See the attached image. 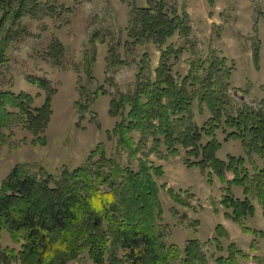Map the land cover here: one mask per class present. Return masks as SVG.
<instances>
[{
    "label": "rangeland",
    "instance_id": "obj_1",
    "mask_svg": "<svg viewBox=\"0 0 264 264\" xmlns=\"http://www.w3.org/2000/svg\"><path fill=\"white\" fill-rule=\"evenodd\" d=\"M38 3L52 12L36 19L24 17L16 33L1 45L0 93L22 94L31 102L23 110L10 105L5 108L8 117L0 128V186L16 167L38 178L51 175L59 179L65 171L96 163L99 155L95 156V151L104 150L108 160L133 172H138L136 159L147 160L163 173L155 182L160 188L163 216L159 226L165 246L183 250L195 241L213 262L216 257L225 256L228 246L233 244L249 257L244 264H264V237L242 231L240 225L227 217L231 210L222 205L228 194L238 201L247 200L254 215L244 220V225L264 234V204L260 200L263 188L258 176L264 170V161L241 141H227V135L234 131H226L223 125L225 118L237 117L245 109L256 110L264 103V0H38ZM160 3L167 7L164 13L187 17L185 26L190 32H177L167 42L180 53L169 62L177 84L190 70L199 79L187 89L192 104L186 124L207 131L214 127L213 114L204 101L202 81L222 80L216 94L222 104L223 119L214 133L222 148L216 157L222 162L231 157L243 160L249 180L248 197L242 188L228 186L234 177L232 173H225L224 184L210 170L203 174L197 166L189 167L200 159L189 156L180 146H176L178 154L172 155L165 146L154 150L150 138L132 160L123 146L117 144L118 139L110 135L121 121L120 116L112 115L111 102L133 93L139 62L146 59L149 71L144 74L152 79L160 65L165 48L160 50L154 40L138 39L132 32L135 15ZM256 50L258 66L254 63ZM214 59H226L227 67L218 66L217 72L210 70ZM30 79L48 82L50 91L40 89ZM47 99L51 101L50 116L38 127L27 115L36 116ZM81 102L85 104L83 108ZM133 138L136 143L140 140L138 134ZM209 139L205 136L203 144ZM103 169L107 171L108 166ZM218 227L225 235L219 240L222 251L215 245ZM0 248L20 252L19 245L5 233ZM76 264L92 263L84 255Z\"/></svg>",
    "mask_w": 264,
    "mask_h": 264
},
{
    "label": "trees",
    "instance_id": "obj_2",
    "mask_svg": "<svg viewBox=\"0 0 264 264\" xmlns=\"http://www.w3.org/2000/svg\"><path fill=\"white\" fill-rule=\"evenodd\" d=\"M164 9H167L164 3L147 7L133 19L132 32L138 39L149 38L160 50L165 49L154 79L151 75L145 76L149 66L146 59L141 60L133 93L121 95L111 102L112 115L120 116L121 121L110 135L118 139L117 144L123 146L132 160L150 138L154 150L165 146L172 155L178 154L176 146H180L189 156L200 159L189 167L197 166L203 174L210 170L224 184L225 173H232L234 177L228 186L242 188L248 197L249 180L243 160L231 157L222 162L216 157L222 148L214 138L215 130L223 119L222 104L216 94L222 80L211 81L209 78L202 81L206 99L201 102L205 99L212 112L214 127L207 131L186 124L192 104L187 89L199 79L196 80L197 74L190 70L180 85L177 84L169 62L172 57L178 58L180 53L167 42L177 32L188 34L190 31L185 26L186 16L164 13ZM0 12L2 57L1 45L16 33L24 17L36 19L50 14L52 9L43 8L38 0H0ZM217 61L211 62L210 70L217 72L218 66L227 67L226 59ZM254 63L258 66L257 50ZM87 69L90 70V66ZM29 81L46 92L50 91L46 81ZM30 102L31 99L22 94L0 93V128L8 117L6 106L23 110ZM50 102L47 99L44 107L36 111V116L27 115L38 127L50 116ZM223 125L226 131H234L227 135V141H241L264 161V103L256 110L245 109L237 117L225 118ZM134 134L140 136L138 143L133 138ZM205 136L210 139L203 144ZM95 153V156L99 155L96 163L65 171L59 179L51 175L38 178L25 169H13L0 186V241L2 235L7 234L13 243L19 245L20 252L0 248V264L18 261L20 264H76L84 255L92 264H244L249 260L233 244L228 246L225 256L216 257L213 262L208 259V252L202 251L195 241L188 243L183 250L165 246L159 226L163 216L160 188L155 182V178L163 176L162 169L147 160L136 159L138 172H133L122 168L116 161L108 160L104 150ZM105 166H108L107 171L103 169ZM258 176L264 198V170L258 172ZM222 205L231 210L227 217L240 225L242 231L254 237H264L263 233L244 225V220L254 215V208L247 200L238 201L228 194L223 197ZM216 233L215 245L222 251L219 240L225 235L220 227Z\"/></svg>",
    "mask_w": 264,
    "mask_h": 264
},
{
    "label": "water",
    "instance_id": "obj_3",
    "mask_svg": "<svg viewBox=\"0 0 264 264\" xmlns=\"http://www.w3.org/2000/svg\"><path fill=\"white\" fill-rule=\"evenodd\" d=\"M234 96H238V94L236 92H234ZM240 99V101H244L243 97H238Z\"/></svg>",
    "mask_w": 264,
    "mask_h": 264
}]
</instances>
